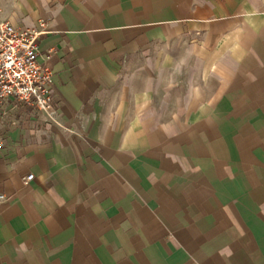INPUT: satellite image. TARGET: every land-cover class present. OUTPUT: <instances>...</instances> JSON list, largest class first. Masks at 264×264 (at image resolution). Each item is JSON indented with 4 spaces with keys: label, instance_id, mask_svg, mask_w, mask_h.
Returning a JSON list of instances; mask_svg holds the SVG:
<instances>
[{
    "label": "crops",
    "instance_id": "crops-1",
    "mask_svg": "<svg viewBox=\"0 0 264 264\" xmlns=\"http://www.w3.org/2000/svg\"><path fill=\"white\" fill-rule=\"evenodd\" d=\"M0 1L57 103L0 108V264H264V0Z\"/></svg>",
    "mask_w": 264,
    "mask_h": 264
},
{
    "label": "built area",
    "instance_id": "built-area-1",
    "mask_svg": "<svg viewBox=\"0 0 264 264\" xmlns=\"http://www.w3.org/2000/svg\"><path fill=\"white\" fill-rule=\"evenodd\" d=\"M14 25L0 10V108L31 111L33 118L57 123L54 73L49 61L53 51L43 53L38 40L45 33ZM9 148L0 138V152ZM33 175L25 178V183ZM4 196L0 195V200Z\"/></svg>",
    "mask_w": 264,
    "mask_h": 264
},
{
    "label": "rangeland",
    "instance_id": "rangeland-1",
    "mask_svg": "<svg viewBox=\"0 0 264 264\" xmlns=\"http://www.w3.org/2000/svg\"><path fill=\"white\" fill-rule=\"evenodd\" d=\"M1 2V1H0Z\"/></svg>",
    "mask_w": 264,
    "mask_h": 264
}]
</instances>
